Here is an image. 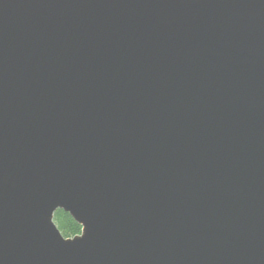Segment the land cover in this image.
Returning a JSON list of instances; mask_svg holds the SVG:
<instances>
[{"label":"water","instance_id":"95a60500","mask_svg":"<svg viewBox=\"0 0 264 264\" xmlns=\"http://www.w3.org/2000/svg\"><path fill=\"white\" fill-rule=\"evenodd\" d=\"M0 264H264V0H0Z\"/></svg>","mask_w":264,"mask_h":264},{"label":"trees","instance_id":"16d2710c","mask_svg":"<svg viewBox=\"0 0 264 264\" xmlns=\"http://www.w3.org/2000/svg\"><path fill=\"white\" fill-rule=\"evenodd\" d=\"M54 221L62 234L67 238H73L81 234L82 227L70 216V214L58 210L54 215Z\"/></svg>","mask_w":264,"mask_h":264}]
</instances>
